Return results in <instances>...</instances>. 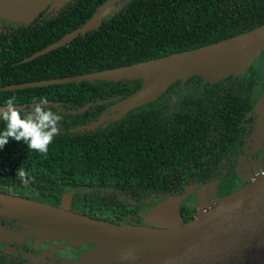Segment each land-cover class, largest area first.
Returning <instances> with one entry per match:
<instances>
[{"label":"trees","instance_id":"1","mask_svg":"<svg viewBox=\"0 0 264 264\" xmlns=\"http://www.w3.org/2000/svg\"><path fill=\"white\" fill-rule=\"evenodd\" d=\"M104 1L72 0L44 11L30 24L4 19L13 29L0 34V87L158 58L264 23V0H120L122 8L108 14L98 27L21 62L81 27ZM253 84L252 66L244 75L215 82L195 75L95 129L78 127L97 120L111 104L135 92L142 79L0 88V106L11 96L28 106L43 97L52 101L46 107L63 117L47 156L14 139L0 148V194L55 207L69 195V209L75 213L141 225L131 223L142 222L141 205L181 195L190 183L213 177L219 169L224 179L220 199L238 189L237 173H224L219 164L242 140L237 124L251 119ZM89 103L87 110L71 112ZM3 127L0 121V130ZM18 168L33 177L29 185L16 178ZM180 215L181 224L197 216L181 209ZM0 229L16 231L6 225Z\"/></svg>","mask_w":264,"mask_h":264},{"label":"water","instance_id":"2","mask_svg":"<svg viewBox=\"0 0 264 264\" xmlns=\"http://www.w3.org/2000/svg\"><path fill=\"white\" fill-rule=\"evenodd\" d=\"M72 0H0V17L30 24L46 10ZM120 0H105L81 27L35 51L21 62L33 60L73 41L78 35L98 27L103 19L122 8ZM264 51V23L231 37L193 49L175 52L133 64H127L72 76L35 80L0 87L3 90L38 87L85 80L142 79L135 92L116 101L112 110L124 116L129 110L156 99L169 85L185 82L198 75L215 82L230 75H244ZM39 102V101H37ZM47 100L46 105H50ZM92 103L71 112L87 110ZM6 105H1L4 107ZM22 109L27 103L15 104ZM258 128L264 118V90L256 104ZM110 109V108H109ZM107 110V109H106ZM103 113L79 129H95L107 118ZM190 187L181 195L161 201L151 212L163 211L180 217L179 224L166 226L120 225L78 214L63 202L55 207L36 200L0 194V218L18 219L32 226L28 232L36 238L63 235L90 244L88 264H264V172L248 184L218 199L215 207L201 212L192 221L181 224L180 205L190 195ZM70 198L65 195L64 198ZM0 235L13 239V231L1 229ZM127 243L135 246L127 247ZM85 252V251H84ZM129 253V256L124 255Z\"/></svg>","mask_w":264,"mask_h":264},{"label":"flooded vegetation","instance_id":"3","mask_svg":"<svg viewBox=\"0 0 264 264\" xmlns=\"http://www.w3.org/2000/svg\"><path fill=\"white\" fill-rule=\"evenodd\" d=\"M117 5H121V2H118ZM4 19L0 17V34L2 31L9 32L13 29L10 23L4 24ZM252 67L254 81L252 86L253 106L248 112L251 119L249 120L246 117L240 122L239 126L237 124L236 129L239 130L242 140L237 145L233 144L232 152L219 164L222 172L232 170V172L237 173L236 184L238 188L246 183L248 184L264 172V118L261 128H258L259 115L256 108L257 101L264 90V53L261 54ZM236 141H238V137ZM218 173L219 169L214 171L213 177L210 176L205 180L192 182L188 185L189 187H195L196 190L204 187L211 198L198 200L195 193H190L188 198L181 203L180 209L182 212L191 211L192 215L196 216L200 211L209 210L216 205L224 182V179ZM164 199L166 198H157L151 203L141 205L138 214L142 216V222L138 223L133 220L131 223L150 225L145 222V218L152 208ZM63 201L72 205V198H63ZM2 225L15 228L16 237L7 239L0 235V264H88L85 259L88 253L87 250L90 249L89 243L84 245L76 238L63 235L36 238V235L28 233L32 226L16 219H0V226ZM82 249H85V252L83 251L84 256H82Z\"/></svg>","mask_w":264,"mask_h":264},{"label":"clouds","instance_id":"4","mask_svg":"<svg viewBox=\"0 0 264 264\" xmlns=\"http://www.w3.org/2000/svg\"><path fill=\"white\" fill-rule=\"evenodd\" d=\"M16 97L11 96L5 101L4 107H0V121L4 127L0 130V148H3L10 139L17 142L23 141L27 148L47 156L49 145L60 134L59 122L62 115L46 107L47 100L43 97L39 102H34L26 110L15 106ZM16 178L27 186L33 179L30 174L18 168ZM129 256V253H124ZM119 261L118 264H123Z\"/></svg>","mask_w":264,"mask_h":264},{"label":"rangeland","instance_id":"5","mask_svg":"<svg viewBox=\"0 0 264 264\" xmlns=\"http://www.w3.org/2000/svg\"><path fill=\"white\" fill-rule=\"evenodd\" d=\"M263 53H264V51H263ZM112 105L114 106V103ZM106 112L109 113V116L108 117H111L112 115H114V117L113 118H107V120H105L102 124H106V122H108V121H113L114 118H116L117 115L119 114L115 110H112V107L111 106H109L107 108ZM190 192L191 193H195V195L198 198V200H200L201 198H211V195L208 194V192L206 190H204V187L198 188V190H196L195 187H190ZM157 206H158V204L156 206H154L153 208H155ZM179 221H180V217H177V216L173 217L169 213H166V212H163V211H155V212L149 213L147 215V217L145 218V222L147 224H150L151 226L153 225V226H166V227L168 226V227H170V226H174V225L179 224ZM126 246L133 248L135 245L133 243H127ZM84 248H86V247H84ZM83 251H85V249H82V253H83L82 256H84V252ZM87 252H88V254L90 256L89 250H87Z\"/></svg>","mask_w":264,"mask_h":264}]
</instances>
